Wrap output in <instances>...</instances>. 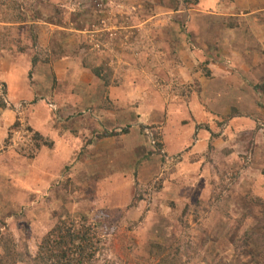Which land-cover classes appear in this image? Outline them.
<instances>
[{"label": "rangeland", "instance_id": "rangeland-1", "mask_svg": "<svg viewBox=\"0 0 264 264\" xmlns=\"http://www.w3.org/2000/svg\"><path fill=\"white\" fill-rule=\"evenodd\" d=\"M187 1L0 0L3 11L18 4L27 17L26 24H16L0 12V102L5 103L0 104V234L9 231L21 252L36 254L58 214L66 212L87 217L101 249L99 264H160L168 253L181 264H264V207L254 204L256 212L249 216L243 207L253 197L264 200V156H258L264 153L263 137L227 139V121L220 134L214 126V136L206 123L180 118L185 110L180 101L190 104L187 97L196 89L177 86V73L169 77L174 83L166 91V108L158 95L166 84L159 83L149 95L131 98L124 110L111 96L106 101L102 95L104 103L95 98L94 70L103 77L121 69L147 70L154 66L144 62L153 60L143 61L137 53L161 51L162 65L175 66L182 63L180 50L198 51L190 32L195 22L207 23L206 15L215 11L227 23L216 0ZM220 2L240 7L231 28L264 20L263 12L253 13L264 0ZM225 27L210 32L221 37L229 32ZM57 42L67 50L53 52L48 44ZM202 64L194 70L200 68L205 78ZM227 66L232 65L227 61ZM16 70L20 81L14 89L25 91L12 101L8 74ZM55 91L89 105L58 113L56 121L52 111L58 107L50 102L61 106V100L51 99ZM202 130L208 139L199 146ZM30 255L18 264H29Z\"/></svg>", "mask_w": 264, "mask_h": 264}, {"label": "crops", "instance_id": "crops-1", "mask_svg": "<svg viewBox=\"0 0 264 264\" xmlns=\"http://www.w3.org/2000/svg\"><path fill=\"white\" fill-rule=\"evenodd\" d=\"M216 2L218 13H223L222 16L225 14L227 23L221 21L219 19L221 14H217L215 11L206 15L210 18V21H207V23L200 21L198 24L195 22V25H192L193 29H190V32L192 34L191 36H193L191 39L197 44L198 51L196 50V52L188 54L187 52L185 53V51L183 53V49L180 50L178 54L182 63L178 61L174 66L171 62L168 63L167 61L166 65L169 66L167 68L162 65L164 63L162 55H164L165 52L161 51L157 53L154 52L156 55H152V53L148 55L137 53L138 58L143 59V61L147 57L150 58V61L153 60L151 63L144 62L145 65L148 64V66H154L153 68H147V70L138 71L120 68L121 70H125V72L117 70L113 73L110 71V73H107L104 77L102 74L103 71L100 70L99 75L95 74L97 87L94 94L96 95L95 98L97 102L104 103L103 97H101L102 95H105L106 101L111 100H107V98H110L111 96L115 99V106L124 110V108L129 106L128 101H130L131 98L141 99L144 95H149L150 92L157 88V83H159V85L166 84L164 85L163 93L158 94L160 104L166 108L168 106L166 100L168 94L166 91L170 88L168 86L170 85L169 83L173 81L172 78L169 77L173 76L175 78L177 73L179 74V81L175 79V84H178L177 86L182 84L181 86L186 85L190 90L196 89V91H192L193 93L191 97H187V100L188 98H191L190 104L187 101H180L183 103V105L180 104V108L183 106L185 107V110H182L180 113V118H188L190 123H195L196 120L200 124L206 123V128L210 134L214 136L217 134L214 126L218 129L220 134V129L223 130L221 123L227 121L226 123H228V127L225 129L226 131H222L227 139L233 140L240 138L241 136H246L248 133H253L255 139L261 140L262 137L264 138V96L254 90L255 86L264 84V20L261 17L251 19L250 21L248 20L245 26L244 24L242 27L240 26L243 30L240 28H231V24L237 19L236 17H239L238 13L240 7L237 8L236 4L233 2L226 5H223L220 0H216ZM219 3L222 5H219ZM263 8L264 5L257 8L255 10L256 12L253 13L263 12L260 15L264 18ZM202 10L203 9L198 8L197 11L200 13ZM248 13L249 12H247V14ZM224 27L227 28L226 30L229 32H225L224 30L222 33L224 35L220 37L218 31H222ZM213 28L218 29V31L215 33L210 32ZM55 35H57V33H55ZM180 35L182 36V34ZM181 36L180 38L184 39L185 36ZM140 41L142 42V40ZM173 43L180 45L179 42ZM65 44L66 43L64 42H57L48 44V46L50 45L52 47L53 52H57V48L63 47L64 50H67L66 46L68 45ZM138 45L139 44H137L135 48H138ZM25 57H28V61L32 59L30 52L25 54ZM226 60L232 65L231 67L227 66ZM143 61H141V63H143ZM155 61L157 62V65H153V62ZM202 62V66L204 65L207 70L205 78L201 76L203 71L200 70V68H197L199 71L194 70L196 67H200V63ZM52 67L57 71L56 65H53ZM28 68L30 67L28 66ZM37 70H39V66L36 68V71ZM146 71H150V73L148 74ZM18 72L16 70V72L8 74L11 76V80H9L7 94L12 101L22 99L19 98V92L25 91L20 90V88L19 90L14 89L16 82L19 83L20 81L17 77ZM170 73H172V75ZM57 79L60 80L59 75H57ZM92 81L93 79L90 81V84ZM21 82L25 84L26 80H22ZM111 83L113 85H111ZM194 83V88L189 87ZM86 85L89 91L93 90V87L89 86L88 81ZM88 90L86 89L85 92H88ZM56 91L52 94L53 97H51V99L59 98V100H61V106L55 104L53 101L50 102V104H54L58 107L56 108V111L51 110L56 121H59L58 113H74L78 107H86L89 105L86 100L77 101L74 99L75 95L73 92V95H71L72 98L68 100V97L62 95L59 96ZM135 93L138 95L135 96ZM65 100L70 101V103ZM50 104H47V106L49 107ZM182 119L178 121L182 122ZM202 132L207 133L203 130L198 131L197 133L199 135ZM198 138V143L200 140L204 143V141L208 139V136L201 134ZM202 143H199V146H201ZM183 148L184 147H182V149ZM197 149L198 146L196 145L193 149L194 152L198 151ZM257 150H259V148L256 149V155ZM259 155L264 156V153L259 152L258 156ZM244 202L246 201L244 200ZM246 204L247 205L243 207L248 210L246 211L247 214L249 213L248 216L251 212H256V206H253L254 204H251L252 206L247 202Z\"/></svg>", "mask_w": 264, "mask_h": 264}, {"label": "trees", "instance_id": "trees-1", "mask_svg": "<svg viewBox=\"0 0 264 264\" xmlns=\"http://www.w3.org/2000/svg\"><path fill=\"white\" fill-rule=\"evenodd\" d=\"M198 1L199 0H195L194 3L197 4ZM187 2H189V0ZM2 5L4 4H0V12H3L1 17H4V20L8 22L12 21L16 24H26L27 17L24 13V7L15 4L13 7L9 6L7 11H3L4 6ZM10 10H14L13 17L10 16ZM34 44H37L36 36ZM94 72H96L97 75L100 74L99 71L94 70ZM254 90L264 96V84L255 86ZM0 104L5 106L3 102H0ZM26 130L28 132L32 131L30 127H27ZM117 134L118 133H104L102 137H111ZM35 136L36 141L44 140L41 135ZM43 145L51 147L53 143L44 141ZM252 200H254V202ZM251 203L264 207V200L258 197L251 198ZM58 216L59 219L56 225L43 238L38 247V252L34 255H30L27 250L21 252L17 240L9 231L1 233L0 264H18L20 259L25 258L27 254L30 255L28 257L29 264H99L97 256L101 249L98 241H96L97 236L93 231V227L89 224L87 217L83 215L81 218H76L66 212H61ZM161 262L160 264H181L177 256H171L169 253L168 255L165 254Z\"/></svg>", "mask_w": 264, "mask_h": 264}]
</instances>
